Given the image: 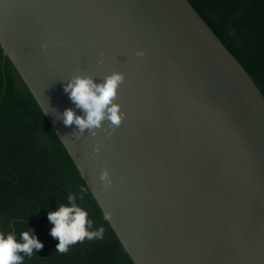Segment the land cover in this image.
Wrapping results in <instances>:
<instances>
[{"label":"water","instance_id":"95a60500","mask_svg":"<svg viewBox=\"0 0 264 264\" xmlns=\"http://www.w3.org/2000/svg\"><path fill=\"white\" fill-rule=\"evenodd\" d=\"M0 47L133 264H264V96L189 0H0ZM114 73L120 123L65 124Z\"/></svg>","mask_w":264,"mask_h":264},{"label":"trees","instance_id":"16d2710c","mask_svg":"<svg viewBox=\"0 0 264 264\" xmlns=\"http://www.w3.org/2000/svg\"><path fill=\"white\" fill-rule=\"evenodd\" d=\"M264 96V0H189ZM72 196L74 199L69 200ZM75 203L103 236L57 251L48 212ZM43 244L19 264H133L62 143L0 47V231Z\"/></svg>","mask_w":264,"mask_h":264},{"label":"clouds","instance_id":"9594fccd","mask_svg":"<svg viewBox=\"0 0 264 264\" xmlns=\"http://www.w3.org/2000/svg\"><path fill=\"white\" fill-rule=\"evenodd\" d=\"M123 79L120 73H114L106 78L103 83H95L90 77H76L65 85V90L69 91L70 97L86 110V118L76 115L72 109L64 112V123L73 122L81 130L88 127L99 126L100 121L105 117L107 107L108 118L114 123L119 124L122 113H119V105L111 103L116 95L118 83ZM107 171L101 174V179L107 178ZM111 183V181H109ZM74 199L70 196L69 200ZM88 212L75 203L61 205L55 210L48 212V218L53 227L50 229L51 235L58 238L57 251H67L68 246L85 238L91 239L94 236H103V225L97 231H89L86 225ZM111 213H104V219L108 220ZM43 246L42 242L29 230L21 233V240L18 241L15 234L0 231V264H19L24 259L21 252L31 254L33 249Z\"/></svg>","mask_w":264,"mask_h":264}]
</instances>
